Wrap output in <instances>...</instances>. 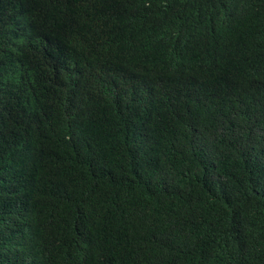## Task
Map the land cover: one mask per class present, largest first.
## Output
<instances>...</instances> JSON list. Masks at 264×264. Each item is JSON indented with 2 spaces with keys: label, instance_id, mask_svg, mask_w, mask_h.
<instances>
[{
  "label": "trees",
  "instance_id": "16d2710c",
  "mask_svg": "<svg viewBox=\"0 0 264 264\" xmlns=\"http://www.w3.org/2000/svg\"><path fill=\"white\" fill-rule=\"evenodd\" d=\"M0 264H264V0H0Z\"/></svg>",
  "mask_w": 264,
  "mask_h": 264
}]
</instances>
